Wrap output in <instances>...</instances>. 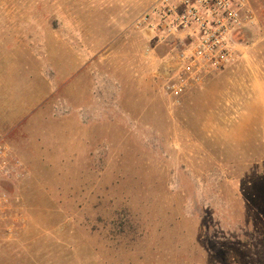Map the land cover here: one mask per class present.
<instances>
[{
	"label": "rangeland",
	"instance_id": "obj_1",
	"mask_svg": "<svg viewBox=\"0 0 264 264\" xmlns=\"http://www.w3.org/2000/svg\"><path fill=\"white\" fill-rule=\"evenodd\" d=\"M154 0H0V264H264V0L234 63L178 103Z\"/></svg>",
	"mask_w": 264,
	"mask_h": 264
},
{
	"label": "built area",
	"instance_id": "obj_2",
	"mask_svg": "<svg viewBox=\"0 0 264 264\" xmlns=\"http://www.w3.org/2000/svg\"><path fill=\"white\" fill-rule=\"evenodd\" d=\"M253 15L245 0H154L137 17L139 31L152 39L175 42L167 64L165 93L178 103L210 74L235 62L237 46ZM25 178V168L11 147L0 139V229L13 206L9 187Z\"/></svg>",
	"mask_w": 264,
	"mask_h": 264
},
{
	"label": "crops",
	"instance_id": "obj_3",
	"mask_svg": "<svg viewBox=\"0 0 264 264\" xmlns=\"http://www.w3.org/2000/svg\"><path fill=\"white\" fill-rule=\"evenodd\" d=\"M153 1H151V4ZM13 126V119L12 118H2L0 119V137L5 136V133L11 129Z\"/></svg>",
	"mask_w": 264,
	"mask_h": 264
}]
</instances>
